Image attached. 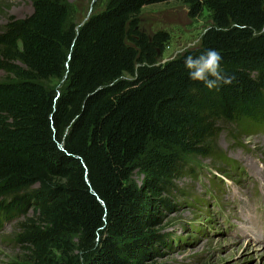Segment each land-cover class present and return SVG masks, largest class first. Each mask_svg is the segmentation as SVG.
I'll use <instances>...</instances> for the list:
<instances>
[{"label":"trees","instance_id":"trees-1","mask_svg":"<svg viewBox=\"0 0 264 264\" xmlns=\"http://www.w3.org/2000/svg\"><path fill=\"white\" fill-rule=\"evenodd\" d=\"M103 1L78 27L61 0H32L0 27V230L22 217L18 264H146L173 182L193 174L186 160L222 159L223 131L239 140L264 124V0ZM171 2L211 24L161 62L170 37L139 31L138 16ZM210 48L235 77L215 91L183 63Z\"/></svg>","mask_w":264,"mask_h":264},{"label":"rangeland","instance_id":"rangeland-1","mask_svg":"<svg viewBox=\"0 0 264 264\" xmlns=\"http://www.w3.org/2000/svg\"><path fill=\"white\" fill-rule=\"evenodd\" d=\"M61 2L76 27L104 4L103 0ZM31 12L32 0H0V27L10 17L22 19ZM138 21L139 31L148 36L159 31L169 35L161 62L198 47L211 24L206 11L190 18L187 6L180 2L146 6ZM44 85L55 91L62 86L55 80ZM228 132L223 131L217 141L222 159L186 160L193 174L183 173L173 182L178 191L166 197L169 207L161 206L160 220L153 228L163 238L162 245L146 264H264V237L260 236H264V124L239 140ZM143 179L139 171L131 176L137 186ZM32 214L30 209L28 216ZM20 220L7 222L0 230V264L24 261L23 248L12 241Z\"/></svg>","mask_w":264,"mask_h":264},{"label":"clouds","instance_id":"clouds-1","mask_svg":"<svg viewBox=\"0 0 264 264\" xmlns=\"http://www.w3.org/2000/svg\"><path fill=\"white\" fill-rule=\"evenodd\" d=\"M191 47V46H190ZM188 49H185V53ZM222 57L216 49H206L199 56L183 55L184 68L193 82L204 85L209 91L219 90L223 86L231 85L235 79L221 67Z\"/></svg>","mask_w":264,"mask_h":264},{"label":"bare ground","instance_id":"bare-ground-1","mask_svg":"<svg viewBox=\"0 0 264 264\" xmlns=\"http://www.w3.org/2000/svg\"><path fill=\"white\" fill-rule=\"evenodd\" d=\"M256 197H258V196H256ZM261 226L262 225H258V228H261ZM264 229V228H263ZM261 237H264L263 235H260ZM260 236H259V238H260ZM259 238H258V240H259Z\"/></svg>","mask_w":264,"mask_h":264},{"label":"water","instance_id":"water-1","mask_svg":"<svg viewBox=\"0 0 264 264\" xmlns=\"http://www.w3.org/2000/svg\"><path fill=\"white\" fill-rule=\"evenodd\" d=\"M85 21H86V20H85ZM85 21H84V22H85ZM82 24H83V23H82ZM82 24H81V25H82ZM164 62H165V61H164ZM62 82H63V81H62Z\"/></svg>","mask_w":264,"mask_h":264}]
</instances>
